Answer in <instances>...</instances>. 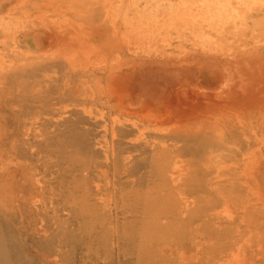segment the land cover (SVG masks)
Instances as JSON below:
<instances>
[{
    "label": "rangeland",
    "instance_id": "374dc122",
    "mask_svg": "<svg viewBox=\"0 0 264 264\" xmlns=\"http://www.w3.org/2000/svg\"><path fill=\"white\" fill-rule=\"evenodd\" d=\"M62 6L0 0V264H264V0ZM154 192L175 222L150 243Z\"/></svg>",
    "mask_w": 264,
    "mask_h": 264
},
{
    "label": "bare ground",
    "instance_id": "6f19581e",
    "mask_svg": "<svg viewBox=\"0 0 264 264\" xmlns=\"http://www.w3.org/2000/svg\"><path fill=\"white\" fill-rule=\"evenodd\" d=\"M41 1V0H40ZM51 2H53L54 4V7H55V9H56V7H58V11H57V13L59 12V10L60 11H62V9H63V6L62 5H66V4H68V6H71L72 5V0H50ZM50 1L48 0V4H49V8H51V6L53 7V5H51L50 6ZM242 1H244V0H242ZM246 1V0H245ZM251 1V0H250ZM44 3V5H47V3L45 4V2H43ZM66 3V4H65ZM8 5V4H7ZM23 5V4H22ZM36 5V4H35ZM222 5V4H221ZM19 6V5H18ZM13 7H15V6H13ZM40 8H41V6H39ZM38 7V8H39ZM46 7H48V5L46 6ZM214 9H215V7H214ZM9 10H10V8H9ZM46 10H47V8H46ZM50 10H54V9H50ZM249 10V9H248ZM66 11V10H65ZM64 11V12H65ZM69 10L67 9V11L65 12V13H67ZM205 11V10H204ZM219 11V10H218ZM217 11V12H218ZM235 11V10H234ZM40 12V11H39ZM43 12H45V11H43ZM51 12H53V11H51ZM72 12V11H71ZM208 12H209V10H208ZM221 12V11H220ZM224 12V11H223ZM48 13V12H47ZM54 14H55V12H53ZM56 13V14H57ZM60 13H63V12H60ZM60 13H58V14H60ZM65 13H63V14H65ZM207 13V12H206ZM210 13V12H209ZM236 13V12H235ZM50 14V13H49ZM210 15H211V13H210ZM68 20V19H67ZM70 27V26H69ZM66 30V29H65ZM64 30V32L63 33H65L66 31ZM60 32H61V30H60ZM60 32L58 33V34H60ZM51 33V32H50ZM62 34V33H61ZM66 34H67V32H66ZM51 35V34H50ZM55 35V34H54ZM63 35V34H62ZM62 35H58L57 36V38L56 39H58V38H60V39H58V40H61V36ZM52 36V35H51ZM50 36V37H51ZM63 36H65V34L63 35ZM62 36V37H63ZM64 38V37H63ZM50 39V38H49ZM51 41L53 40V38L52 39H50ZM65 40H67V39H65ZM70 40L72 41V38H70ZM51 41H50V43H51ZM21 42V41H20ZM52 42H54V40L52 41ZM56 42L57 43H59V41H57L56 40ZM62 42V41H61ZM82 42V41H81ZM56 43V44H57ZM63 43V42H62ZM65 43H67V42H65ZM2 44H4V43H2ZM61 44V43H60ZM52 46V45H51ZM226 65V64H225ZM10 66V65H9ZM227 71L225 70V73H226ZM231 72V71H230ZM231 75V74H230ZM227 76H228V74H227ZM229 86V85H228ZM226 88V87H225ZM233 88V87H232ZM231 88V90H230V93H233V89ZM244 87H241V89H243ZM219 90H220V88H218L215 92H219ZM222 90H224V88H222ZM222 90L220 91V92H222ZM229 90L228 91H223V93H224V95L226 94L225 92H227V94H228V92H229ZM244 90H247V89H244ZM232 91V92H231ZM217 92V93H218ZM219 92V93H220ZM244 92V91H243ZM218 93V94H219ZM229 93V94H230ZM216 94V93H215ZM214 93H213V95H215ZM228 94V95H229ZM224 95L222 94V96L224 97ZM228 95H227V97H228ZM208 96H210L209 97V99L211 98V96L212 95H209L208 94ZM217 96V95H216ZM216 96H214V97H216ZM219 96H221V94H219ZM221 96V97H222ZM208 98V97H207ZM216 98H218V99H220L219 97H216ZM216 98H211L212 100L213 99H216ZM221 100H222V98H221ZM226 100V99H225ZM225 100H222V101H225ZM130 107H133V106H130ZM124 109V110H123ZM139 111V110H138ZM137 111V112H138ZM117 112H120L121 114H126V115H130V114H132V113H134V111H132L131 109H126V106L125 105H120V109L117 111ZM136 112V111H135ZM143 115V114H142ZM152 118V117H151ZM155 117H153L148 123H146V124H143V127H144V130L143 129H141L139 126H135V129L136 130H138V132H140V134L143 136V135H146V133L148 132V134H147V136H154V137H158V138H160V139H162V138H165V137H167V134H161L160 132H151L150 133V131H157L158 129H160V128H156V126L157 125H159L160 124V122L161 123H163L164 121H153V119H154ZM157 118V117H156ZM131 120V119H130ZM115 122H117V123H121V122H119V121H121V120H114ZM166 121V120H165ZM134 122V121H133ZM175 124H177V123H175ZM150 126H152V127H154L155 126V128H154V130L153 129H150L149 127ZM215 126V125H214ZM220 127V126H219ZM157 129V130H156ZM112 130H113V134H114V138L115 137H117V135H118V132L120 131L117 127L115 128V127H113L112 128ZM165 130V129H164ZM150 134V135H149ZM147 136L145 137V138H147ZM138 139V138H137ZM113 142H115V139H113ZM245 142V141H244ZM247 143V142H246ZM206 145L208 146V148L211 146L210 145V143L209 142H206ZM248 145V144H247ZM246 145V146H247ZM136 146H138V145H136ZM168 147V146H167ZM162 149L165 151V152H167L168 151V148H166L165 146H162ZM210 150L208 151V152H210L211 153V150L213 149V151L215 152V150L217 151V150H224V151H226V153H223V154H218L217 156H215L214 157V159L216 160V162L219 164V163H224V162H227V161H229L230 159H232L233 158V156H234V152H233V146H231L230 145V141H228L225 137H224V135H221V136H219L218 138H215V143H214V145L213 146H211L210 148H209ZM176 151L177 152H180V153H183L184 152V149H176ZM114 152H115V154L113 155V157L115 156V161L117 160V156H118V153L120 152V151H116V150H114ZM165 152H162V154L164 155V157L162 158L163 160H161V158L159 157V159H154V160H152V173L155 175V178H160V179H164L165 178V175H166V173L168 172L167 170H169L168 169V166L169 165H167V164H165L164 162L167 160V155L165 154ZM205 152V151H204ZM179 153V154H180ZM180 158H181V163L183 164L184 163V160L182 159V155H180ZM178 162V161H177ZM176 162V163H177ZM181 167V166H180ZM180 167H178L177 169H179ZM224 167V166H223ZM228 170H226V169H223V168H218V177L219 176H221V175H225L226 173H228L227 172ZM230 172H231V169H230ZM112 175L114 176V177H116L117 175H118V172L115 170L114 171V173H112ZM246 183V182H245ZM154 193H156V192H154ZM135 199H138V200H144L145 201V211L144 212H142L143 213V215L142 216H140L141 218H143V220H142V226H143V234H142V241H150V243L153 241V240H157V237H158V233H164V232H167L168 233V231H170V230H172V228H173V226H172V224H174V218H172V217H170V214L172 215L173 214V212L172 211H168V209H169V206H168V204L167 203H165L166 202V198H165V196L164 195H161V194H159V193H156L155 195L154 194H152V195H150V196H145V199H141V198H139V197H135ZM228 205V204H227ZM224 207V206H223ZM120 208V214H124L125 213V208L123 207V206H120L119 207ZM170 210V209H169ZM174 215V214H173ZM228 216V215H227ZM163 220H165V221H163ZM173 220V221H172ZM121 221V220H120ZM163 221V222H162ZM134 223H135V221H134ZM133 223V224H134ZM120 226H121V222L119 223V225H118V229L120 228ZM132 227H134V226H132ZM134 228H136V227H134ZM169 234V233H168Z\"/></svg>",
    "mask_w": 264,
    "mask_h": 264
}]
</instances>
